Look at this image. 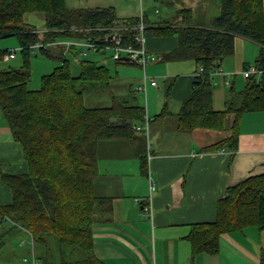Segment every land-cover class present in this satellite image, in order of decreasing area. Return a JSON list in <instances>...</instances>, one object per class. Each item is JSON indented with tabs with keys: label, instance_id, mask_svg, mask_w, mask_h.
<instances>
[{
	"label": "trees",
	"instance_id": "obj_1",
	"mask_svg": "<svg viewBox=\"0 0 264 264\" xmlns=\"http://www.w3.org/2000/svg\"><path fill=\"white\" fill-rule=\"evenodd\" d=\"M218 2L219 13L210 27L195 26L192 9L186 6L175 11L174 19L151 20L144 14L142 20L144 31L175 37L176 46L162 53L163 59L192 58L197 70L203 67V72H195L191 92L181 102L177 128L221 129L226 115L232 113L229 136L200 150L228 149L231 162L238 150L240 116L264 110V5L263 0ZM29 12L42 15L44 31L24 21ZM139 21V15L118 17L112 6L74 8L67 7L65 0H0V38L16 35L22 59L18 67L0 70V111L28 168L26 173L2 176L11 188L12 201L0 205L1 250L9 236L28 231L41 264H106L95 255L93 241V226L112 216V197L95 192L97 145L104 140H127L144 171L147 139L136 126L144 123L146 108L136 94L124 98L113 94L108 68L97 60L78 58V73L74 74L67 53L75 57L86 56L87 50H110L113 42L108 36L113 31L122 45L138 46L135 26ZM235 36L260 45L254 68L261 73L248 75L243 90L219 111L212 106V72L233 53ZM64 41L90 46H68ZM36 43L43 45L34 47ZM33 53L59 60L41 75L37 89L28 86ZM115 61L130 62L127 58ZM173 83V79L168 82L165 96ZM105 89L110 91L109 103L92 104L90 94ZM166 112L164 107L153 118ZM251 226L264 230V173L228 187L217 201L215 221L191 225L187 238L192 254H215L222 234ZM259 257L264 264V249Z\"/></svg>",
	"mask_w": 264,
	"mask_h": 264
},
{
	"label": "crops",
	"instance_id": "obj_2",
	"mask_svg": "<svg viewBox=\"0 0 264 264\" xmlns=\"http://www.w3.org/2000/svg\"><path fill=\"white\" fill-rule=\"evenodd\" d=\"M163 2L167 4V12L163 16L150 18L141 8V3L140 10L151 20L174 19L176 10L173 8L178 0ZM197 3L193 0L186 6L192 9L193 24L210 27L212 18L219 13V5L217 12L211 14L208 5L199 6ZM143 39L146 50L157 55L150 63L154 64L152 66L159 64L161 74L149 78L144 76L142 82L138 78L136 84L128 79L119 81L111 77L110 90L115 91L111 92L123 98L134 96L137 95V88L144 84L145 91L148 84L152 88L158 87L157 77L163 75L166 87L173 79L169 94L176 101L174 106L169 105L166 99L159 105L148 106L144 123L136 126V130L145 133L147 139L144 171L140 159L134 155L132 144L127 140L98 143L95 192L112 197V216L108 221L93 226L95 255L106 264H260L264 230L251 226L240 232L224 233L220 236L219 250L215 254L193 255L187 236L192 224L215 221L217 201L228 187L264 173V110L245 112L240 116L237 125L238 150L231 162L228 149L201 152L202 148L229 136L234 115H226L221 129L179 130L177 112L181 102L191 92L197 65L192 58L174 61L162 58V53L176 46L175 37L155 36L143 31ZM233 47V53L221 60L220 73L212 75V106L215 110H224L234 94L243 90L247 78L244 72L254 67L261 49L257 42L242 36L234 37ZM15 59L16 56L6 62ZM183 61L191 62L185 65V71L174 73L175 76L168 74L172 63ZM13 65L2 64L3 69L18 67ZM150 79H155L157 84L152 85ZM164 107L167 111L165 116L153 118ZM146 122L147 129L144 128ZM27 171L22 148L13 140L0 111V205H8L12 201L11 188L2 176ZM150 179L156 186L152 193L149 192ZM145 206H151V218L145 216ZM18 239L16 243L11 241L10 248L14 251L17 247L25 253L21 259L19 257L20 261L14 259L10 264H23L22 257L30 252L27 233Z\"/></svg>",
	"mask_w": 264,
	"mask_h": 264
},
{
	"label": "rangeland",
	"instance_id": "obj_3",
	"mask_svg": "<svg viewBox=\"0 0 264 264\" xmlns=\"http://www.w3.org/2000/svg\"><path fill=\"white\" fill-rule=\"evenodd\" d=\"M167 1V0H163ZM162 0H142L141 8L149 15L150 18L159 17L165 15L167 12V4L164 3ZM193 0H178L177 6L173 8V10H177L181 6H187L188 3H191ZM198 5L206 4L208 5V9L211 14H215L217 12V6L219 5L218 0H197ZM67 7H108L112 6L115 9V12L118 17H128L133 15L140 14V4L137 0H65ZM189 5V4H188ZM192 5V4H191ZM194 6V5H192ZM158 9V13L154 12V8ZM196 10H199L200 7H195ZM24 21L28 24L33 25L39 32L44 31V20L40 13L37 12H29L26 13L24 16ZM145 32H150L145 30ZM15 49V60H11L10 62H6L5 55L8 51ZM4 50H8L4 52ZM111 50V49H110ZM108 49H102L100 51L94 50H87V55L83 56L77 54L75 57L73 53L68 52L67 56L70 59L72 71L74 74L78 73V65L77 59L81 57L90 58L93 60H97L101 64H105L108 68V72L111 77L117 78L119 81L120 79H128L130 83L136 84L137 79L139 78L141 82L144 79V76L148 78L153 76H158L161 74L162 71L158 70V65L155 66L153 63H149L146 65L145 69L142 66L135 64V63H123V62H116L114 59L110 57L111 52ZM83 51V50H81ZM2 52V57H0V68L3 69L2 64H9L13 66H19L21 64V55L19 52V42L16 35L8 36L5 38H0V53ZM157 58V55L154 54ZM59 60L56 58H50L47 56H42L40 54H32L31 57V78L28 82V86L32 89H37L40 86V77L43 74L50 72L56 64H58ZM185 63V64H182ZM191 62L183 61V62H174L168 68V74L171 76H175L174 73H181L185 71V65ZM162 64V63H160ZM2 66V67H1ZM163 75L157 77L158 87H151L149 84L146 87V91L137 92V101L145 106L148 109V106L152 107L153 104L159 105L160 103L164 102L166 99L169 105L175 104L176 99L170 93L168 96H165V87L166 85L163 82ZM167 76V75H166ZM112 92L113 89L111 88ZM110 97L109 89H105L99 93L92 92L90 94V98L92 104L96 103H103L108 104ZM5 225L2 224V227ZM22 236L21 234L15 236H9L6 246L0 251V264H10L12 260L16 259L20 261L22 254L24 251H19L17 247L15 250L12 251L10 248V244L13 242H17L19 239L18 237ZM29 238V237H28ZM28 242V239H25ZM20 257V259H19Z\"/></svg>",
	"mask_w": 264,
	"mask_h": 264
},
{
	"label": "built area",
	"instance_id": "obj_4",
	"mask_svg": "<svg viewBox=\"0 0 264 264\" xmlns=\"http://www.w3.org/2000/svg\"><path fill=\"white\" fill-rule=\"evenodd\" d=\"M139 1V3H141L142 0H137ZM154 11L157 12V8H154ZM144 13L142 10H140V21L139 23L135 26V28L138 30L139 34L135 37V40L138 42V46H133L132 44H121V38L119 37V35L117 34L116 31H113L109 36L108 39L109 41L113 42V46L110 47L111 51H112V56L113 59L118 60L121 58H127L128 61L138 64L140 66L143 67V69L146 67L147 64H149L152 61H155V56L151 53H149L146 48H145V43H144V39H143V31L145 29V24L142 20ZM55 43H61V42H50L48 43V45L51 44H55ZM62 43H66V45H70V44H77L80 46H90L89 43H85V42H78V41H64ZM43 44L41 43H36L34 47H40ZM15 57V49L11 50L10 52H8L5 55L6 59H11ZM203 72V67L200 66L198 67V70L196 72V74ZM213 74H218L220 73V71L218 69L214 70L212 72ZM252 73H256L259 74L261 73L260 70L251 67L249 69H247L244 72L245 76H248ZM212 74V75H213ZM145 82H147V80H144ZM150 83L152 85H156L157 82L155 79H150ZM139 91H145V84L144 86H139L138 87ZM140 127H137V129H139ZM144 128L147 129V122L144 124ZM156 189V186L154 184V182L150 179L149 180V192L152 193V191H154ZM148 199H150V196H148ZM136 202L139 201V199H135ZM144 212H145V216L147 217H152L153 215V211L151 206H145L144 207ZM27 235L29 237V245H30V252L28 254H26L25 256L22 257V262L23 264H41L40 261L36 258V255L34 253V249H33V239H32V235L27 231Z\"/></svg>",
	"mask_w": 264,
	"mask_h": 264
}]
</instances>
